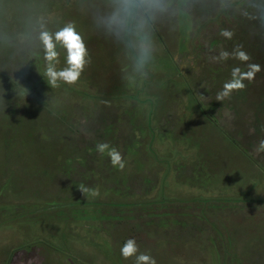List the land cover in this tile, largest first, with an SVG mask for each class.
I'll list each match as a JSON object with an SVG mask.
<instances>
[{
    "label": "rangeland",
    "instance_id": "374dc122",
    "mask_svg": "<svg viewBox=\"0 0 264 264\" xmlns=\"http://www.w3.org/2000/svg\"><path fill=\"white\" fill-rule=\"evenodd\" d=\"M120 8V0H0V264H134L120 254L130 238L156 264H219L210 257L223 241L198 244L205 254L197 259L175 227H166L174 237L160 229L187 218L192 204L264 207V165L254 162H264L255 152L264 139V0ZM117 12L119 26L109 23ZM68 24L90 62L76 84L53 86L40 36ZM221 50L250 59L213 62ZM57 51V68L66 67V51ZM252 63L261 67L254 79L218 101L232 69ZM234 110L246 125L234 122ZM200 116L223 134L210 138ZM101 142L121 153L122 170L97 151ZM81 184L99 196H84Z\"/></svg>",
    "mask_w": 264,
    "mask_h": 264
},
{
    "label": "clouds",
    "instance_id": "9594fccd",
    "mask_svg": "<svg viewBox=\"0 0 264 264\" xmlns=\"http://www.w3.org/2000/svg\"><path fill=\"white\" fill-rule=\"evenodd\" d=\"M120 3V12L125 15L129 14L130 11L137 6L144 7L149 11L162 9V0H120ZM120 12L113 14L109 20L110 24L116 26L121 24ZM221 34L226 38L231 37V33L226 31ZM40 39L44 45V59L46 61L45 75L49 83L53 86H59V82H63L67 85L76 84L86 64L89 63L90 60L85 59L88 55V50L82 37L75 30V27L72 24H68L55 34H50L46 31L42 32ZM57 44L61 45L67 54L65 59L67 66L59 69L57 68V65L60 63ZM148 54L149 49L146 46L143 47L141 50L142 57L146 59ZM230 58H235L242 62H246L250 59L243 51L229 53L223 50L210 59L213 62H223ZM247 68V71H242L239 67H234L232 69L231 78L224 82L222 89L216 94V99L218 101L229 98L234 91L245 89L246 85L244 81L248 80L251 82L256 73L261 71V67L258 64H248ZM96 149L100 154H104L107 151L113 167H118L121 170L125 167L124 159L115 147H110L108 143L101 142L96 145ZM255 152H264V139L258 142ZM78 189L84 196H99L98 190L90 189L83 184H81ZM120 254L124 259L135 257L134 264H156V260L151 255L139 251L135 239L132 238L125 241L120 248Z\"/></svg>",
    "mask_w": 264,
    "mask_h": 264
},
{
    "label": "crops",
    "instance_id": "0c3cea01",
    "mask_svg": "<svg viewBox=\"0 0 264 264\" xmlns=\"http://www.w3.org/2000/svg\"><path fill=\"white\" fill-rule=\"evenodd\" d=\"M258 46L260 47V45ZM247 70H248L247 67L242 68V71H247ZM247 82H248L247 80L244 81V83ZM218 109L219 108H217V110H213L215 111L213 115V117L215 118V122H216V116L222 114L223 112V110H218ZM234 114L236 115V117L234 116V122L238 123L239 125H243L242 123L246 121V119L242 115L241 111L234 110ZM199 122L201 126L200 129L203 128L204 130H208L210 132L209 134L210 138H212L214 133H216L215 130L222 133L221 132L223 130L222 127H219L218 124H214L215 122L210 123L208 119L206 120V118L204 119L202 116L199 117ZM247 123L248 122L246 121L245 125ZM211 133H213V135ZM218 136L220 135L218 134ZM227 136L228 135L226 136L224 135L223 140L227 139ZM237 142L239 144L238 140ZM242 151L246 154L245 152L246 149L244 147L241 149V152ZM246 156L248 157V155ZM254 162L264 165V162L259 161L258 159H256ZM209 205L192 204L191 206H189L187 212L185 211L187 218L186 217L182 218L178 216V218L174 222L165 224L164 229L162 225H160V222L156 223L157 225L155 224L154 225L160 228L162 227L160 229V233L163 236L164 233H166V237L169 236L174 237V233H176L175 238H177L178 243L186 244V245L190 244V251H189L191 254L189 255L190 257L197 256L198 259V255H200L201 257V255L203 256V254H205L204 251L200 250L199 248L200 244L210 245L213 242L220 243L223 241L224 245L230 248H228L227 250V247L225 246L224 251H221L220 248L219 251L213 252L214 254H211L212 256L210 257L213 258L214 256L215 261L216 259H219V264H264V251H263L264 207L258 209L255 208V212L250 211L248 213H243L241 211L239 213L237 212L232 213L231 211L228 210L224 212H220V211L209 212L210 210ZM199 211L200 212L206 211L207 214L203 213L204 215H201L197 213ZM249 223H253V224L255 223L260 228V230L262 228L261 230L262 234H258L259 228L255 230L243 229V226ZM169 226L176 228L174 233L166 231V227L169 228ZM221 237H223L224 240H220ZM231 242H235L234 243L235 247L234 246L231 247L230 245H227V243L230 244ZM254 243H257L256 246L253 247L255 251H253L254 249L251 248V244ZM192 249H199V250H192ZM191 264H196V263H191Z\"/></svg>",
    "mask_w": 264,
    "mask_h": 264
},
{
    "label": "trees",
    "instance_id": "16d2710c",
    "mask_svg": "<svg viewBox=\"0 0 264 264\" xmlns=\"http://www.w3.org/2000/svg\"><path fill=\"white\" fill-rule=\"evenodd\" d=\"M261 32V33H260ZM257 35V34H256ZM258 36H259V40L261 39L262 40V38H263V40L261 41V43H260V47H259V51H260V49L263 51L264 50V27H262L261 28V31L259 30V33H258ZM92 147V146H91ZM105 155H106V153H105ZM99 158H101V157H99ZM110 158V157H109ZM108 162H110V160H107V163ZM91 170L93 169V168H90ZM93 171V170H92Z\"/></svg>",
    "mask_w": 264,
    "mask_h": 264
}]
</instances>
